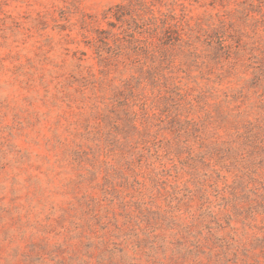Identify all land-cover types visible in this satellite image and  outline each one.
Listing matches in <instances>:
<instances>
[{
	"label": "rangeland",
	"instance_id": "rangeland-1",
	"mask_svg": "<svg viewBox=\"0 0 264 264\" xmlns=\"http://www.w3.org/2000/svg\"><path fill=\"white\" fill-rule=\"evenodd\" d=\"M0 264H264V0H0Z\"/></svg>",
	"mask_w": 264,
	"mask_h": 264
}]
</instances>
